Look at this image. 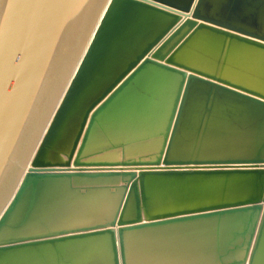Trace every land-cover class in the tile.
I'll return each instance as SVG.
<instances>
[{
	"label": "water",
	"instance_id": "1",
	"mask_svg": "<svg viewBox=\"0 0 264 264\" xmlns=\"http://www.w3.org/2000/svg\"><path fill=\"white\" fill-rule=\"evenodd\" d=\"M0 264H264V0H0Z\"/></svg>",
	"mask_w": 264,
	"mask_h": 264
},
{
	"label": "bare ground",
	"instance_id": "2",
	"mask_svg": "<svg viewBox=\"0 0 264 264\" xmlns=\"http://www.w3.org/2000/svg\"><path fill=\"white\" fill-rule=\"evenodd\" d=\"M219 122H212V125L211 127L213 128H216L215 130L209 132V134L207 135V138L208 137H212L213 140H209L205 143V145H203V149L205 152H207L206 154H212V153H219V152H224V150H222L220 148V145L219 144V141L221 139V136H220V133L218 131V128H220V124L218 126ZM241 128V124L239 122H235V127L232 129V133L234 134L236 130H239ZM191 129V128H189ZM232 136V135H231ZM225 138V140L227 138H230V136H223ZM192 139V135H191V132L189 130H185L182 132V135H181V140L180 142L178 143V146L182 148H185L184 146H188V144L190 143ZM210 139V138H209ZM223 141V140H222ZM223 143L225 145H229L230 149H231V143L229 141H223ZM241 146H242V143H241ZM229 149V150H230Z\"/></svg>",
	"mask_w": 264,
	"mask_h": 264
},
{
	"label": "crops",
	"instance_id": "3",
	"mask_svg": "<svg viewBox=\"0 0 264 264\" xmlns=\"http://www.w3.org/2000/svg\"><path fill=\"white\" fill-rule=\"evenodd\" d=\"M132 145H153V142H146V143H140V142H132L130 143Z\"/></svg>",
	"mask_w": 264,
	"mask_h": 264
}]
</instances>
